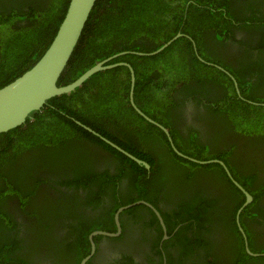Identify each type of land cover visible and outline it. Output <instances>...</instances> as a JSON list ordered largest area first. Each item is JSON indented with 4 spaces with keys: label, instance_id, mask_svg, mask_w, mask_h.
Instances as JSON below:
<instances>
[{
    "label": "flooded vegetation",
    "instance_id": "1",
    "mask_svg": "<svg viewBox=\"0 0 264 264\" xmlns=\"http://www.w3.org/2000/svg\"><path fill=\"white\" fill-rule=\"evenodd\" d=\"M178 34H181L178 38L190 39ZM234 37L240 40L243 34L237 31ZM189 41L193 43L191 50L177 48L170 64L165 65L166 69L162 68V60L151 61L149 68H146L145 60L140 61L137 75L150 91L151 99L136 102L132 95L135 106L167 130L172 145L157 126L139 116L131 106V72L127 66L119 65L125 63L132 68L135 86L136 74L130 63L121 60L110 68H127L129 77L119 75V79L129 78L126 101L145 122H130V128L127 126L129 120L125 119L121 120L120 126L106 123L108 133L115 137L114 141L103 138L149 166L141 167L135 162L145 170L141 175L147 181H140L145 189H134L130 185L135 174L124 158L134 161L126 154L110 144V148L122 157L92 141H87L86 146L75 144L73 154L58 156L62 163L60 171H68L70 166L77 164L97 180L104 174L118 176L116 197L119 199L106 195L93 208L87 204L88 190L82 180L71 175L64 183L60 180L55 191L64 193L61 194L63 198L77 194L80 204L76 206L60 200L52 207L49 218L56 213L64 216L59 225L37 237L40 233L37 230L42 229L41 224L33 229L39 224L38 219L29 216L27 220L13 219L17 221L19 237L28 235L31 245L32 237L33 242L37 241L33 244L34 253L30 250L28 253L30 264H76V258L87 252L82 253V242L72 245L69 250L66 247L83 233L89 254L94 245L85 264H237L240 247L247 255V251L264 254L250 250L253 245L264 247V67L261 63L256 74H248L243 67L245 62L243 66L239 63L241 55L237 54L234 61L231 58L234 52L231 39L208 47L202 51L204 56L199 54L193 40ZM180 51H186L184 67L177 66ZM238 57L241 58L236 61ZM105 78L106 75L101 82ZM92 91L97 93L98 85L93 86ZM140 106L148 109V114ZM122 113L129 112L124 110ZM126 144L132 150H125L123 145ZM173 147L188 159L178 155ZM179 158L191 163H184ZM213 161L222 162L224 167ZM120 172L126 175L121 176ZM85 181L89 183L88 178ZM234 182L252 198L243 208L246 196ZM26 183L29 186L28 180ZM140 192L143 194L139 195ZM35 194L30 192L23 205L28 204L31 197L35 198ZM126 197L132 198L130 206L135 205L119 211L127 206H122L120 201ZM30 211L34 213L32 207ZM74 217L84 220L80 222ZM118 227L117 236L94 235L90 239L96 232L117 233Z\"/></svg>",
    "mask_w": 264,
    "mask_h": 264
},
{
    "label": "trees",
    "instance_id": "2",
    "mask_svg": "<svg viewBox=\"0 0 264 264\" xmlns=\"http://www.w3.org/2000/svg\"><path fill=\"white\" fill-rule=\"evenodd\" d=\"M68 4L69 0H0V88L21 76L38 61L55 36ZM237 31L243 34L240 40H235ZM178 33L192 39L200 55L208 47L231 39L234 51L231 58L234 61L237 54L241 55L242 59L238 57L236 61L240 59L242 66L245 62L243 67L248 74H256L261 63L264 67V0H97L59 78L58 86L71 83L96 63L116 54L152 53ZM189 40L186 37L176 38L157 55L140 56L130 53L117 57L108 64L121 60L130 63L136 74L133 93L135 101L149 100L150 91L142 84L141 76L137 75L140 61L145 60L146 68H149L151 61L162 60V68L166 69L165 65L170 64L169 60L173 58L177 48L191 50L193 43ZM185 52L180 51L177 66L184 67ZM128 73L127 68L122 66L98 72L74 91L49 99L40 110L32 112L22 125L0 134V264H30L29 250L34 253V245L37 244L36 240L33 242L34 237L32 245L28 242V235L19 237L17 221L13 219L27 220L28 216L38 219L39 224L33 229L42 225V229L37 230L40 231L37 237H40L43 232L61 223L63 214L55 212L49 218L50 209L58 205L60 200L76 206L80 204L77 194L63 198L61 194L64 193L55 191L60 180L64 183V179L70 175L82 180L88 190L87 204L93 208L106 195L117 198L118 176L104 174L97 180L87 174L86 169L77 167V164L70 166L68 171H60L62 163L58 156L62 153L73 154L72 147L75 144L86 146L87 141L100 144L104 149L121 156L93 132L114 141L115 136L108 133L106 123L120 126L121 120L125 119L129 120L127 126L130 128V122H145L126 101L129 78L119 79V75L129 77ZM217 74L222 75L218 71ZM105 75L106 78L101 82ZM234 76L239 75L235 73ZM95 85H98L97 93L92 91ZM181 105L182 101L179 103ZM141 109L148 114V109ZM124 110L129 113L123 114ZM76 122L90 128L92 132ZM148 127L146 130L149 132ZM130 132L133 130L130 129ZM162 135L166 140L163 133ZM123 146L125 150H132L128 144ZM85 153L86 150L83 151ZM124 160L129 162L135 174L131 177L130 185L134 189L144 190L140 181H147L141 175L145 174V170L135 162L126 158ZM179 160L191 163L182 158ZM119 175L126 174L120 172ZM54 178L59 180L53 181ZM85 178L89 179V183ZM30 192H36L35 198L31 197L29 203L23 205ZM142 194L143 192L139 193ZM131 199H120L121 205L131 204ZM30 207L34 213H31ZM74 209L73 207V213ZM75 218H79L80 222L84 220L81 217ZM83 235L66 247L69 250L72 245L77 246L82 242L80 249L82 253L85 250L87 252L76 258V264L89 254V246L83 240ZM252 247V252H264V247ZM240 249L237 264H264V257H250L245 254L243 247Z\"/></svg>",
    "mask_w": 264,
    "mask_h": 264
},
{
    "label": "water",
    "instance_id": "3",
    "mask_svg": "<svg viewBox=\"0 0 264 264\" xmlns=\"http://www.w3.org/2000/svg\"><path fill=\"white\" fill-rule=\"evenodd\" d=\"M96 1L97 0H69V4L65 12L64 18L60 23L51 43L49 44L45 52L42 54V56L29 70H27L25 73H23L21 76H19L12 82L0 88V134L5 133L19 125H22L32 112L40 110L49 99L56 96L68 94L74 91L75 89L81 87L82 84L86 80H88L92 75L118 65V64H107L111 60L130 53L137 54L140 56L155 55L161 52L162 50H164L165 48H167L176 38L181 36V34H177L175 37H173L168 42L164 43L159 49H157L152 53L143 54V53H135V52H122L116 54L110 58L103 60L102 62L95 64L71 83L64 86H58L59 78L62 75L64 69L66 68L68 61L71 58L78 44L79 38L82 34V31L85 27V24L88 20V17ZM119 65L127 66L131 72V90L129 94V100L131 106L138 113L139 116L144 118L147 122L157 126L166 135L168 142L172 145V141L169 137L167 130L163 126L159 125L158 123L148 118L133 103L132 95H133V86H134V74L132 68L125 63H120ZM76 123L82 126L87 131L92 132L90 128L84 126L83 124L79 122ZM93 134L98 136L99 138H101L111 146L115 147L120 152L126 154L128 158L132 159L139 166L149 168V166L144 161L137 159L128 153H125L116 145L110 143L108 140H105L98 133L93 132ZM173 149L178 155L185 157L179 152H177L174 147ZM190 160L196 162L193 159ZM213 162H217L224 167V164L222 162L219 161H213ZM198 163L205 164L209 162H198ZM234 184L246 196V200L242 206L243 208L248 203L251 202L252 198L246 191L242 189V187H240L235 182ZM131 206L127 205L125 207H122L121 209H119V211L129 208ZM241 209L238 211V213L241 211ZM115 220L117 223L118 213L115 216ZM119 232H120L119 227L117 233L110 234L105 232H96L90 236V239L94 235H104L108 237H113V236H117ZM93 250H94V245L92 244L91 254ZM247 253L248 255L254 257L264 256V254L263 255L253 254L249 251H247ZM91 254L85 257L81 261V264H85V262L90 258Z\"/></svg>",
    "mask_w": 264,
    "mask_h": 264
},
{
    "label": "clouds",
    "instance_id": "4",
    "mask_svg": "<svg viewBox=\"0 0 264 264\" xmlns=\"http://www.w3.org/2000/svg\"><path fill=\"white\" fill-rule=\"evenodd\" d=\"M108 63H109V62H108ZM108 63H107V64H108Z\"/></svg>",
    "mask_w": 264,
    "mask_h": 264
}]
</instances>
